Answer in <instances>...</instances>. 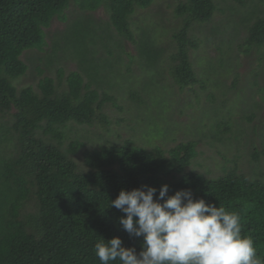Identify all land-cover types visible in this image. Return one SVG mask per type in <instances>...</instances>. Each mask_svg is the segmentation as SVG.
Returning <instances> with one entry per match:
<instances>
[{
    "label": "trees",
    "instance_id": "trees-1",
    "mask_svg": "<svg viewBox=\"0 0 264 264\" xmlns=\"http://www.w3.org/2000/svg\"><path fill=\"white\" fill-rule=\"evenodd\" d=\"M154 2L0 0V118L9 117L0 125V264H100L94 253L100 238L107 242L119 237L124 247H135L139 253L143 238L131 237L119 224L125 214L108 207L121 190L145 185L158 190L157 198L159 189L168 185L169 196L190 189L196 200L239 211L243 233L254 240L264 262V172L259 165L264 151H253L258 171L252 177L235 166L207 178L193 169L198 156L195 141L147 149L125 138L87 149L82 141L67 139L71 123L110 130L107 107L124 111L116 89L126 92L139 112L153 108L156 113L159 104L143 95L155 97L152 85L157 78L137 79L134 73L143 67L160 69L164 52L149 30L138 40L133 30L135 12ZM72 5L87 14L103 9L108 21L76 20L50 40L47 31L55 21H67ZM217 10L216 0H177L174 16L179 25L171 34L174 50L167 57V72L179 92L196 86L207 89L191 57L200 46L193 30L209 24ZM252 16L251 21H241L246 35L239 48L246 55L254 52L263 64L264 16ZM127 43L135 45V53L128 51ZM29 51L44 54L38 61L49 66L69 55L78 69L58 66L54 76H47L37 66L41 76L36 89L17 87L15 81L29 70L24 59ZM101 51L109 58L100 57ZM237 81L238 75L234 84ZM257 94L264 102L263 87Z\"/></svg>",
    "mask_w": 264,
    "mask_h": 264
},
{
    "label": "rangeland",
    "instance_id": "rangeland-1",
    "mask_svg": "<svg viewBox=\"0 0 264 264\" xmlns=\"http://www.w3.org/2000/svg\"><path fill=\"white\" fill-rule=\"evenodd\" d=\"M246 1V6H242L236 0H216L218 10L212 21L193 30L200 46L191 57L198 73L206 79L207 89L196 86L191 92H179L174 88L167 72V57L174 50L171 34L179 25L174 16L177 0H155L150 8L138 9L133 16L135 38L140 39L143 31L149 30V35L164 52L160 69L143 67L145 70L134 73L137 79L143 76L157 78L153 80L156 84L152 85L155 97L143 95L148 102L153 98L159 104L156 113L153 114V108L139 112L130 96L116 89L124 111L114 106L107 107L113 122L110 130L104 132L97 127L71 123L67 139H78L87 149L121 143L125 138L147 149L155 146L168 149L179 142L195 141L198 156L193 169L197 172L207 178H216L224 173V169L236 166L239 172L252 177V173L258 171L253 151H264V102L257 94L258 88H264V62L260 63L254 52L246 55L239 47L246 35L242 19L247 17L251 21L255 18L252 16L254 13L264 16V0ZM66 15V22L55 21L47 31L50 40L54 35L62 34L76 20L91 17L103 23L108 21L103 9L87 14L72 5ZM112 35L117 38L114 30ZM127 49L135 53L134 44L127 43ZM99 54L103 59L109 58L103 51ZM40 56L44 54L36 51L26 53L24 59L29 70L15 81L17 87L31 85L36 89L41 76L35 69L37 66H41L43 75L47 76H54L58 66L72 71L78 69L76 59L69 55L50 66L45 60L39 62ZM124 62H127L125 56ZM236 75L238 81L234 84ZM139 113L142 115L138 118ZM7 119L0 118V125L8 123ZM78 161L82 164L80 157ZM259 165L264 172V154Z\"/></svg>",
    "mask_w": 264,
    "mask_h": 264
},
{
    "label": "clouds",
    "instance_id": "clouds-1",
    "mask_svg": "<svg viewBox=\"0 0 264 264\" xmlns=\"http://www.w3.org/2000/svg\"><path fill=\"white\" fill-rule=\"evenodd\" d=\"M147 185L121 190L108 208L125 214L119 224L131 236L143 238L139 253L119 237L100 238L94 253L100 264H264L254 240L243 233L239 211L196 200L192 191L169 196V186Z\"/></svg>",
    "mask_w": 264,
    "mask_h": 264
}]
</instances>
